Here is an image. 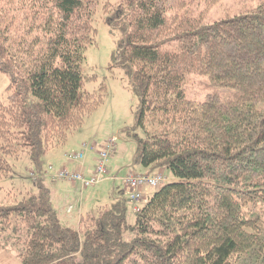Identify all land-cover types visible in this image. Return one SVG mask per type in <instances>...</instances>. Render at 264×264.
Masks as SVG:
<instances>
[{
	"label": "trees",
	"instance_id": "16d2710c",
	"mask_svg": "<svg viewBox=\"0 0 264 264\" xmlns=\"http://www.w3.org/2000/svg\"><path fill=\"white\" fill-rule=\"evenodd\" d=\"M188 1L102 6L113 11L105 23L123 31L115 61L140 99L133 166L166 169L172 182L139 212L114 197L74 229L54 206V188L36 179L19 201L0 205V237L10 234L21 264H237L264 249V224L246 215L264 204V0L205 23ZM191 1L209 9L222 0ZM99 4L0 0V72L10 81L0 102L1 175L8 157L25 152L43 173L48 151L103 101L105 86L87 91L81 71ZM192 75L205 79L201 101L187 97Z\"/></svg>",
	"mask_w": 264,
	"mask_h": 264
},
{
	"label": "rangeland",
	"instance_id": "374dc122",
	"mask_svg": "<svg viewBox=\"0 0 264 264\" xmlns=\"http://www.w3.org/2000/svg\"><path fill=\"white\" fill-rule=\"evenodd\" d=\"M121 1L122 0H100L99 11L94 18V27L96 29L95 44L85 50L84 62L81 65V71L86 80L84 88L87 91L92 93L98 92L101 85L105 86L103 101L92 112L86 115L81 126L68 130L65 139L66 142L64 144H59L57 147L48 151L49 153L52 150H57L58 157L57 159L56 157L53 158L50 163L46 162L44 167L46 173L50 172L49 166H52L55 171L67 170L68 172L70 171L69 173H72V169L75 168V173L82 172L79 169L80 163L71 164L70 162L68 163V161H64L69 154H79L81 151H84L82 169L87 172L90 168L91 158L93 159V156L95 158L97 152L113 138H116V140L114 139L116 142L115 152H118L121 147L123 148L118 154V157L121 158V153L124 155L123 161L120 159H110L108 164V169L109 171L112 170V173L123 169L120 171V174H118V181H120L121 176L124 177L127 174L141 175L150 172L148 169H144L137 164L133 166L136 143L130 128L134 126L135 114L138 110L140 99L129 77L128 68L115 61L118 47L124 37L123 31L120 27L109 26L105 23V16L111 17L113 11L107 13L102 11L103 4H109L113 9H116ZM262 1L263 0H222L217 5L208 9L204 5L189 0L187 7L192 16H201L203 23H205L216 18L252 10ZM91 78L93 79L91 80ZM9 84V77L0 72V102L2 103H5L7 100L8 92L6 89ZM188 88L192 94L186 91L187 97L190 100L201 101L205 93L208 92V89L205 88V79L199 76H190ZM221 96L225 98V95ZM134 133L138 135L139 138L143 137L142 132L138 129H135ZM66 152L67 154L65 155ZM89 154V163H86ZM27 156L25 152L7 158V161L11 165V170L6 175L0 174V205L12 204V202L19 201L26 192L34 189L36 179L43 176L42 172L39 174L31 168ZM128 165H130V169H126ZM93 171L94 167L91 174ZM127 171L129 173L126 174ZM150 173L161 174L165 178L164 184L172 180V175L170 172L166 171V169H156V171ZM44 181L54 188V193H56V188H58V184L61 182L50 180L49 177H46ZM119 184V182L115 181H104L95 186V188L86 190L79 185L81 187L80 193L84 192L82 200L86 202V208L88 210H82V201L80 198H76V200L80 199L76 204H74L73 200H68L69 204H73L74 211L71 214H67L63 206V211L59 210L61 214L67 217L68 221H66V218H62L69 227L78 229L81 218L95 214L97 212L96 210L101 207H109L114 197L126 198L127 196L128 200L127 193H124L122 189H118ZM64 187L66 186H63V188ZM68 188L69 187L65 189V193L68 191ZM70 188L72 189L71 186ZM94 189H97L102 197L98 195L91 197V192ZM155 191L147 190L144 193V199H142L140 204L141 207ZM58 200L59 198H55L54 203L59 206ZM128 203L131 205L132 209V204L130 202ZM246 215H253L264 224V204L257 202L255 205L250 206ZM6 235L10 236L9 233H6L0 237V264H21L18 246H12L11 243L13 241L11 239L7 240ZM253 252H251L253 254L250 253L251 255H247L237 264H264V249Z\"/></svg>",
	"mask_w": 264,
	"mask_h": 264
},
{
	"label": "built area",
	"instance_id": "2783aa9c",
	"mask_svg": "<svg viewBox=\"0 0 264 264\" xmlns=\"http://www.w3.org/2000/svg\"><path fill=\"white\" fill-rule=\"evenodd\" d=\"M116 138L111 139L105 144L98 152L95 160V166L93 173L88 177L84 178L83 173H69L67 170H59L57 172L49 166L50 172H43V176L40 177L45 179L50 176L53 180H66L68 182H76L83 189L93 188L101 184L106 180L118 181V177L114 176L109 178L110 171L108 169V164L111 157L115 152ZM114 151V152H113ZM84 158V151L79 154H69L67 160L73 164H79L82 169V160ZM52 174V175H51ZM124 190L127 191L128 202L132 204V210L134 212H139L141 209V201L144 199V193L147 190H157L163 186L165 178L161 174L149 175V174H127L120 179ZM127 197V196H126ZM134 205V206H133ZM72 208L68 209L67 213H70Z\"/></svg>",
	"mask_w": 264,
	"mask_h": 264
},
{
	"label": "crops",
	"instance_id": "0c3cea01",
	"mask_svg": "<svg viewBox=\"0 0 264 264\" xmlns=\"http://www.w3.org/2000/svg\"><path fill=\"white\" fill-rule=\"evenodd\" d=\"M122 147H121V149L118 151V152H115V154L111 157V159H113V160H118V159H120L121 161H123L124 160V155L121 153V158L120 157H118V154L122 151ZM67 151H69V150H67ZM67 154V152L65 153V155ZM91 154V153H90ZM90 154H89V156H88V159L86 160V163H89V159H90ZM63 155V154H62ZM56 157V159H57V157H58V155H57V150H52V151H50L48 154H46L45 155V161H44V163L46 164V162H51V160L53 159V158H55ZM63 158V157H62ZM85 160V159H84ZM95 160H96V157L94 158V156H93V159L91 158V164H90V168L88 169V171L87 172H85L84 171V169H81V168H79L81 171H82V175H83V177L84 178H88L90 175H91V172H92V169H93V167H94V165H95ZM65 162H67L68 160L67 159H65L64 160ZM69 163V162H68ZM84 163V162H83ZM44 164V165H45ZM64 164V163H63ZM71 164H73V163H71ZM54 169V168H53ZM67 169H68V167H67ZM126 169H130V165H128L127 167H126ZM123 169H120V170H117L115 173H112V170H110V175H109V178H112V177H114V176H119L118 174H120V171H122ZM55 171V170H54ZM75 171V168H73L72 169V173ZM55 172H57V171H55ZM70 172V171H69ZM127 173H129L128 171L126 172V174ZM90 174V175H89ZM156 174V173H155ZM123 176H121L120 178H122ZM57 181H61V182H59V184H58V188H56V193H54V191H53V194H54V196H52L54 199L55 198H59V200H58V203H59V206H58V204H56V203H54V206L56 207V209L59 211V214L61 215V217H63L64 219L66 218V221H68V219H67V217L66 216H64L63 214H61V212H60V210L61 211H63V206H64V209H65V212L67 213L68 212V209L69 208H72L71 209V211H70V213H67V214H71L73 211H74V207H73V204H69L68 203V200H73L74 201V204H76V203H78V201L81 199V201H82V206H81V208H82V210H88L87 208H86V202L84 201V200H82V196H83V194H84V192H81L80 193V186H79V184L78 183H76V182H68V181H66V180H57ZM107 182H112L110 179L109 180H106ZM116 182H119L120 184H119V188L118 189H122L123 190V192L124 193H127V191H125L124 190V188H123V185H122V183L120 182V181H116ZM171 182H172V180H171ZM71 184V185H70ZM63 186H66V187H64L63 188ZM70 186L72 187V189L70 188ZM67 187H69L68 188V191L65 193V189L67 188ZM93 188H95V186L93 187ZM88 189H92V188H88ZM52 190H54V189H52ZM70 190H72V191H70ZM86 190V189H85ZM63 193H65V194H63ZM119 194V193H118ZM57 195V196H56ZM99 196V197H102V195L98 192V190L97 189H94V190H92V192H91V197H95V196ZM112 195H113V193H112ZM126 196V195H125ZM67 197H69V198H67ZM76 198H80L79 200H76ZM76 200V201H75ZM131 206V205H130ZM60 209V210H59Z\"/></svg>",
	"mask_w": 264,
	"mask_h": 264
}]
</instances>
